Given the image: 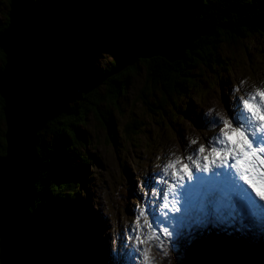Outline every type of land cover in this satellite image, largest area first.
<instances>
[{
    "label": "rangeland",
    "instance_id": "374dc122",
    "mask_svg": "<svg viewBox=\"0 0 264 264\" xmlns=\"http://www.w3.org/2000/svg\"><path fill=\"white\" fill-rule=\"evenodd\" d=\"M9 4V0H0V24L6 18L9 19ZM52 10L50 19H48L51 21L50 31L57 34V37L56 35L55 38L53 37L58 46L56 56L59 57V49L63 43L66 46L89 34L93 36L90 48L66 53L67 59L79 65L82 74L79 75L80 72L75 73L70 69H67L65 73L61 70V62L58 59L53 62L56 68L53 69V74L57 78L60 75V79L69 83L67 95L73 88L82 86L84 83L90 84L93 77L116 63L118 57L113 52L114 44L108 39L110 33L118 35V31L111 23L116 10L112 5V0H54ZM50 38L43 39L45 45L53 41V38ZM221 53L225 58L222 64H217L213 70L201 69V75H197V80L199 79L197 84L191 86L192 92L179 96L174 93L172 102L166 105L165 114L160 108L150 109L149 103L157 99H152L153 93L151 92L142 94L148 85L147 64H136L137 69L129 76L125 96L119 100L120 105H112L117 128V143L108 138L107 129L99 122V116L92 111H89L87 115L86 126H78L88 138V144L82 151H88L90 156L88 162L90 163L80 169L83 173L87 170L85 174L88 176L85 179L91 180L88 187L91 197L86 198L80 194L81 205H78L72 213L79 218L86 217L85 215L94 216L92 220L84 221L91 229H96L95 221L98 219L105 227L103 229L98 225L100 229H103L101 230L103 238L107 240L105 252L95 255V248L94 252L91 249L84 250L87 257L92 254V262L95 259V264H115L114 260L109 259L111 257L108 247L113 253V259L121 256L118 264H143V261L138 260L137 253L129 255L125 249L123 251L122 247H125L124 233L130 230V220L134 218L132 215L136 210L134 206L140 205L141 198H138L140 189L146 187L147 175L151 170L150 165L153 166L155 163L156 155H161L168 162L177 157L189 155L191 150L200 144H207L209 138L215 136L219 130V125L213 124V121L218 119L217 114L227 118L236 109L240 96H244L252 87L264 88L263 37H259L257 42L242 39L231 42L229 46L222 45ZM108 94L105 92L107 101L104 105L110 103ZM156 96L162 97L159 92ZM66 103L63 105L65 106ZM104 105L100 107L103 109ZM195 111L199 114L194 117ZM131 122H135L134 131L137 133L130 132V136H127L123 130L126 123ZM5 129V120L0 117V137L3 131L5 133ZM192 139H197L198 144L190 146L189 142ZM80 148L81 146L78 145L77 149ZM34 192L36 200L38 198L36 189ZM258 217L262 219V213H259ZM221 228L228 229L227 227ZM253 229L254 226L250 225L246 231L247 233L250 231L251 234H246L245 230L241 229V232L245 233V238L240 236L239 241L243 243L236 242L235 238L230 236L225 237V239L228 238L227 242L220 244L221 236L216 232H210L209 229L195 231L192 235L185 234L180 238L178 235L176 237L172 235L171 238L164 236L163 239L157 241L159 244L162 242L163 246L158 248V252L151 250L150 254L153 264H180L176 257L178 251L183 255L182 263L216 264V258L220 257L217 252H221L220 250L226 246V251L222 255L233 264L241 260V256L264 264V235L260 229H257V226ZM95 231L100 233L99 230ZM147 231L149 232V229ZM33 235L35 236L34 230ZM149 243L151 246V241L146 244L149 245ZM132 247V244H129L128 248ZM139 248L142 249V246ZM68 249L70 255L65 253V256L58 257V262L64 259L62 263L68 264L75 260L74 249ZM153 250L155 251L154 248ZM165 252L167 255L164 254Z\"/></svg>",
    "mask_w": 264,
    "mask_h": 264
},
{
    "label": "trees",
    "instance_id": "16d2710c",
    "mask_svg": "<svg viewBox=\"0 0 264 264\" xmlns=\"http://www.w3.org/2000/svg\"><path fill=\"white\" fill-rule=\"evenodd\" d=\"M52 5L54 0L25 1L29 40L45 60L48 79L57 88L50 95V111L43 119L38 133L36 150L42 168L35 184L38 198L29 211L35 233L32 241L33 263L66 264L62 263L64 259L58 262L57 258L65 256V253L70 255L68 248H73L75 260L68 264H91L92 254L87 257L84 250L91 249L94 252L96 242L92 235L89 236V230L83 228L81 218L72 213L81 205L80 194L89 197L88 186L91 183L90 179L86 180L87 170L83 173L80 169L90 163V156L87 150L82 151L88 144V138L78 126H86L87 115L92 111L99 116V122L107 129L108 138L114 143L118 142L112 105H120L119 100L128 89L129 76L137 69V65L123 69L121 67L132 54L133 46L141 43L153 26L181 27L186 19H197L208 29L207 35L194 41L193 48L187 50L181 59L170 62L163 57H153L138 61V64H147L148 70V85L142 94L153 93L152 99L156 98L157 101L149 103L150 109L160 108L165 114L166 105L172 102L174 93L179 96L192 92L191 86L197 84V75H201V69L213 70L217 64H222L225 59L221 53L222 45L229 46L231 42L242 39L257 42L259 37L264 38V0H112L116 14L111 23L118 35L110 33L108 39L114 44L113 52L118 59L111 68L104 69L98 76L93 77L90 84L84 83L73 88L67 95L69 83L60 79L59 74L58 78L53 74V69H56L53 62L58 59L61 70L65 73L70 69L82 74L79 65L67 59L66 53L90 48L93 36L89 34L66 46L62 42L60 55L56 56L58 46L54 38L57 34L49 29ZM8 22L9 19L6 18L0 24V33ZM50 37H54L53 41L45 45L43 39H51ZM0 60L1 69L5 63V55L1 50ZM105 92L109 93L110 103L104 105L107 101ZM158 92L162 97L156 96ZM101 105H104L103 109ZM3 106L0 96L2 120ZM135 128V122L126 123L123 132L130 136V132L137 133ZM78 145L81 146L80 149H77ZM5 148L3 131L0 137V155L5 154ZM96 234L99 237V232ZM217 261L233 264L223 255L221 259L218 256ZM248 262V259L243 258L236 264H249Z\"/></svg>",
    "mask_w": 264,
    "mask_h": 264
},
{
    "label": "water",
    "instance_id": "95a60500",
    "mask_svg": "<svg viewBox=\"0 0 264 264\" xmlns=\"http://www.w3.org/2000/svg\"><path fill=\"white\" fill-rule=\"evenodd\" d=\"M25 1L10 0L9 22L0 33V50L5 55L0 96L6 123V152L0 156V264H34L29 211L42 168L36 145L43 119L50 111V95L57 89L48 79L42 55L29 44ZM207 33V27L197 19H186L181 27L153 26L142 42L133 46L122 68L157 56L174 62Z\"/></svg>",
    "mask_w": 264,
    "mask_h": 264
},
{
    "label": "snow or ice",
    "instance_id": "6c2138e0",
    "mask_svg": "<svg viewBox=\"0 0 264 264\" xmlns=\"http://www.w3.org/2000/svg\"><path fill=\"white\" fill-rule=\"evenodd\" d=\"M217 116L213 124L219 125V130L207 144H200L187 157H177L163 167L162 175L174 182L163 190L160 206L163 221L158 220L157 224L166 222L175 228L183 222V214L169 216L164 211L181 213L182 208L178 206L181 198L184 213H203L207 207L219 211L227 202H234L253 215L264 213V88L240 96L236 109L227 118ZM189 143L197 145L198 140L192 139ZM162 183L167 184V180ZM154 195L159 196L160 190ZM143 215L141 212L140 216ZM139 222L140 217L137 226ZM145 224L153 229L147 220ZM162 234L171 237L173 232L164 227ZM135 239L138 244H145L160 237L153 230L144 239L139 236ZM157 247H162V242ZM135 251L143 264H153L150 248L136 247Z\"/></svg>",
    "mask_w": 264,
    "mask_h": 264
},
{
    "label": "bare ground",
    "instance_id": "6f19581e",
    "mask_svg": "<svg viewBox=\"0 0 264 264\" xmlns=\"http://www.w3.org/2000/svg\"><path fill=\"white\" fill-rule=\"evenodd\" d=\"M1 22V21H0ZM25 28H26V20H25ZM26 30H27V28H26ZM27 36H28V40H29V34H28V31H27ZM29 42H30V40H29ZM30 45H32L31 44V42L29 43ZM33 47H35L34 45H32ZM36 48V47H35ZM40 131V130H39ZM39 133V132H38ZM38 140V139H37ZM6 150V149H5ZM36 154H37V152H36ZM40 163H41V161H40ZM168 163V162H167ZM166 163V164H167ZM165 164V165H166ZM164 165V166H165ZM157 170H163L162 168H158ZM170 171V170H169ZM153 177V176H152ZM159 186H161V181L158 179V178H156L155 180H154V182H153V184H152V187L153 188H155V187H159ZM147 187H149V184H148V186ZM34 190H35V184H34ZM34 192V191H33ZM155 193V192H154ZM154 193H153V195H154ZM34 194H35V192H34ZM36 196V195H35ZM35 201V200H34ZM150 202H152V200H150ZM152 207L154 208V210L153 211H156L155 212V214H154V223H155V225L156 226H160V227H164L165 226V224H166V227H168L169 228V230L170 231H172L171 230V225H169L168 223H166V222H161L160 224H157V221L158 220H160V221H163V218H162V216H161V214H159L158 213V211L157 210H160V207L158 208V204H154V203H152ZM237 208H241V207H237ZM164 211H166V212H169V216H171L170 214H171V212H170V209H164ZM259 216V214H257V219L256 220H250V221H247V223H248V226H247V228H249V226L250 225H253L254 226V229H255V227L258 225V223L259 222H263L264 221V219H261L260 217H258ZM143 219V218H142ZM254 222V223H253ZM242 225H243V229L245 230V233L246 234H251V233H247L246 231L248 230V229H246V225H245V222H242ZM221 227H227V226H221V225H218L217 227H216V229L218 230V233L219 234H223V232H225V231H227L226 229H223V228H221ZM161 229H163V228H161ZM253 229V230H254ZM245 233L244 232H241V233H237L236 235H235V241L236 242H241V243H243V241H239L240 240V236L241 237H243V238H245ZM228 236V235H227ZM252 236H253V233H252ZM251 236V237H252ZM228 237H230V235L228 236ZM238 240V241H237ZM133 241L136 243V247H141V245H142V249L143 248H150L153 252H155L154 250H153V243L155 242V240H153L152 241V245L150 246V243H149V245H143V244H138L137 243V241H136V239H133ZM228 241V238L227 239H225V238H222V239H220L219 240V243L220 244H222V242H227ZM99 249H103V246L102 245H100V248ZM135 249L136 248H132V250H130V252L131 253H133V252H135V253H137V254H139L138 252H136L135 251ZM131 253H129V255H132ZM139 256H140V254H139ZM141 257V256H140Z\"/></svg>",
    "mask_w": 264,
    "mask_h": 264
}]
</instances>
